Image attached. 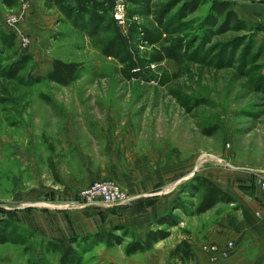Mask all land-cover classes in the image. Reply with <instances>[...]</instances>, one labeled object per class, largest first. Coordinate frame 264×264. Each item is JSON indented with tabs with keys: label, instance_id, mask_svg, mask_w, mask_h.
I'll return each instance as SVG.
<instances>
[{
	"label": "rangeland",
	"instance_id": "obj_1",
	"mask_svg": "<svg viewBox=\"0 0 264 264\" xmlns=\"http://www.w3.org/2000/svg\"><path fill=\"white\" fill-rule=\"evenodd\" d=\"M189 1L113 0L111 18L116 24L107 28L89 24L84 14H67L61 5L48 8L47 0H19L13 9L0 1V141L8 143L10 151L18 147L44 159L54 141L61 164L63 145L72 143L73 136L86 141L82 136L94 134L91 130L97 125L103 144L83 143L87 158L104 156V140L133 141L137 153L150 159L166 153L170 164L194 161V173L199 169L237 175L244 185L263 189L264 21L249 22V30L237 31L224 18L211 16L210 4L193 11L185 7ZM231 1L244 17L253 14L245 6L264 13V0ZM65 3L75 6L74 0ZM13 19L14 27H9ZM114 28L127 36L131 28L135 30L122 51L139 69L131 71L129 65L106 56ZM26 37L31 46L25 49L21 41ZM172 54L178 60L169 58ZM27 56L28 62L21 65ZM55 60L81 66L72 84L46 79ZM74 149L71 156L78 154ZM45 161H39L40 172L47 170ZM105 181L110 180L97 182ZM83 182L84 178L79 183ZM83 188L61 200L66 206L63 212L82 210L73 204ZM178 197L179 204L170 211L174 226L150 228L168 233V238L148 252L128 255L138 235L116 230L124 237L123 244L107 246L90 237L74 246L79 258L73 264H193L173 258V251L192 234L200 239L203 230L223 226L230 211L238 208L220 205L208 215H196L199 198L192 189L183 187ZM2 204L0 214L11 210ZM72 224V231H78L76 219ZM46 242L18 223L1 221L0 264H60L59 256L47 251Z\"/></svg>",
	"mask_w": 264,
	"mask_h": 264
},
{
	"label": "crops",
	"instance_id": "obj_2",
	"mask_svg": "<svg viewBox=\"0 0 264 264\" xmlns=\"http://www.w3.org/2000/svg\"><path fill=\"white\" fill-rule=\"evenodd\" d=\"M245 8L251 10L252 16H242L238 5H235L241 19L264 21V13ZM91 131L94 132H90L91 136L83 133L82 137L88 138L86 141L73 136L72 143L63 145L65 151L61 164L56 161L54 141L47 146L49 151L51 149L47 159L40 157L37 151L26 153L18 147L10 151L8 143L0 141V204L10 205L11 210L5 212L12 223L22 225L47 242L57 238L92 236L117 227H127L143 239L159 219L170 213L182 187L194 177L204 176L233 196L237 200L235 206L238 210L230 211V218L223 226L215 225L207 233V229L203 230L200 239L192 234L188 241L194 249L193 264H264V218L256 216V212L264 208V189L257 185H244L237 175L220 176L217 171L199 169L194 173V161L186 164L176 160L170 164L166 153H163V157L160 155L150 159L152 156L137 153L133 141L115 143L104 140V156L87 158L80 146L88 142L97 147L102 143L99 136L103 137L97 125ZM112 147L119 149L111 150ZM71 148L79 150L77 156L70 155ZM41 160H46V172H40ZM82 177L84 182L79 183L83 181ZM103 180L126 188L133 198L131 203L117 207L97 204L75 213L62 211L66 207L64 198L71 196L73 189L86 188ZM61 200H64V205L60 203ZM40 206L47 208L40 209ZM4 218L0 214V223ZM73 219L78 223V231H72ZM183 239L180 237L181 241ZM229 241L236 243V250L229 258L220 257L213 261L212 255L202 250L205 243L225 246Z\"/></svg>",
	"mask_w": 264,
	"mask_h": 264
},
{
	"label": "trees",
	"instance_id": "obj_3",
	"mask_svg": "<svg viewBox=\"0 0 264 264\" xmlns=\"http://www.w3.org/2000/svg\"><path fill=\"white\" fill-rule=\"evenodd\" d=\"M1 3L8 7L9 9L16 8L19 5V0H0ZM75 6L71 7L65 3V0H47V7L53 8L54 6L61 5L67 14H84L88 16L89 24H94L96 27L107 28L109 25L116 24V22L111 18L114 12V2L113 0H107L106 3H102L99 0H74ZM105 4V5H104ZM201 4H210V14L211 16L216 15L219 18H224L227 25H232L237 31H247L251 27L249 22L243 20L239 17L238 13L235 11V2L231 0H191L185 4V7L190 10H196ZM113 39L109 42L108 50L105 51L106 56L119 59L123 65H129L130 70L134 71L139 69L140 65L133 61V58L124 50L130 44V39L135 34L133 28L130 29L129 35H123V33L118 28H114ZM10 39L15 41L14 35L9 36ZM119 54H124L125 58L120 59ZM30 57H24L21 60V65L28 62ZM171 59L178 60L176 55H170ZM81 66L76 63H67L61 60H55L52 65V70L48 73L46 79L50 82H54L63 86H68L72 84L78 77L80 73ZM191 188L195 195L198 196L199 202L195 206L194 214L202 215L213 209H215L220 204L232 205L237 204V200L221 189L217 184L209 180L204 176L194 177L190 183L184 185ZM182 187V188H183ZM182 190V189H181ZM180 199L177 197L174 204H179ZM181 209L186 212V209ZM1 215L5 217L1 221H8L12 224V220L7 218V213L2 211ZM171 213L159 219L156 225H168L169 227L174 226V221H171ZM11 218V217H10ZM116 230H122L125 233L129 232L130 229L127 227H117L111 231L98 233L92 236L83 237L81 240L77 237H72L69 239H53L46 242V249L49 253L59 256L60 264H73L78 261V252L75 245L80 247V242L85 241L90 237L92 239L99 240L105 243L107 246H112L113 244L121 245L124 242V237L116 235ZM133 236L135 233H133ZM169 234L163 231H151L147 232L146 237L141 239L138 238L134 241L131 247L127 250L128 255H134L137 253H145L151 250V248L158 242L168 238ZM172 257L179 260L182 263H188L194 260V249L190 245L188 240L182 241L178 247L173 251Z\"/></svg>",
	"mask_w": 264,
	"mask_h": 264
},
{
	"label": "built area",
	"instance_id": "obj_4",
	"mask_svg": "<svg viewBox=\"0 0 264 264\" xmlns=\"http://www.w3.org/2000/svg\"><path fill=\"white\" fill-rule=\"evenodd\" d=\"M15 22L16 19L11 20V25H9V27H14L13 23ZM21 45L25 49L29 48L31 46V41L27 37L23 38ZM261 186H263L264 189V181H261ZM77 199L78 201L73 204L74 207L83 209L86 206L96 205L99 203L108 207L122 206L129 203L132 198L119 184L111 181H105L95 182L89 187L83 189L78 194ZM256 216L261 219L264 218V208L257 211ZM202 250L210 253L212 255V260L216 261L220 257L229 258L232 256L236 250V243L234 241H229L225 246L205 245L202 247Z\"/></svg>",
	"mask_w": 264,
	"mask_h": 264
}]
</instances>
